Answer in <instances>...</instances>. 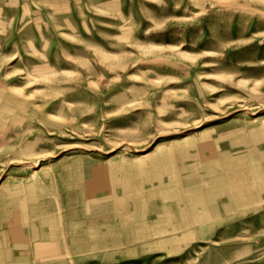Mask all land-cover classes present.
Here are the masks:
<instances>
[{"label": "rangeland", "instance_id": "rangeland-1", "mask_svg": "<svg viewBox=\"0 0 264 264\" xmlns=\"http://www.w3.org/2000/svg\"><path fill=\"white\" fill-rule=\"evenodd\" d=\"M0 264H264V0H0Z\"/></svg>", "mask_w": 264, "mask_h": 264}]
</instances>
